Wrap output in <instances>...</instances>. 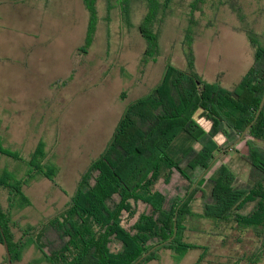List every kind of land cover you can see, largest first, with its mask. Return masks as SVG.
<instances>
[{
    "label": "trees",
    "instance_id": "obj_1",
    "mask_svg": "<svg viewBox=\"0 0 264 264\" xmlns=\"http://www.w3.org/2000/svg\"><path fill=\"white\" fill-rule=\"evenodd\" d=\"M170 1L146 0L148 12L138 26L147 42L144 61L148 49L157 43L152 27ZM262 1L257 6L259 18V11L264 13ZM199 2L194 1L192 10ZM219 2L244 18L242 0ZM85 3L90 36L95 7L93 0ZM239 30L247 35L253 60L231 89L202 80L194 67L193 37L186 28L187 67L166 65L158 83L124 110L107 147L82 172L67 205L41 223L23 228L9 213L11 206L29 204L22 186L37 175L53 176V167L43 163L42 144L34 149L26 160V178L8 186L9 207L0 205V242L6 240L12 262L34 244L50 264H132L160 244L138 264L159 260L161 250L179 258L193 249L200 250L195 262L200 264L210 246L190 240L188 232L221 236L233 226L251 229L256 238L252 249L238 257L244 259L242 264H256L264 258V105L243 138L230 146L254 118L264 94V38L259 41L248 26ZM200 119L208 123L207 129L199 124ZM239 145L242 159L258 173L254 181L242 186L222 161L223 155L239 150ZM0 152L22 159L15 152L1 148ZM174 171L186 181V191L169 202L156 185L168 183ZM196 198L203 199L201 211L191 208ZM201 219L209 220L210 227L192 226L191 221H196L199 227ZM174 222L175 235L163 243L173 235ZM9 226L16 227L19 238H14Z\"/></svg>",
    "mask_w": 264,
    "mask_h": 264
},
{
    "label": "rangeland",
    "instance_id": "obj_2",
    "mask_svg": "<svg viewBox=\"0 0 264 264\" xmlns=\"http://www.w3.org/2000/svg\"><path fill=\"white\" fill-rule=\"evenodd\" d=\"M39 1L43 2L40 10ZM194 1L171 0L166 5V13L159 14L160 20L152 27L158 35L157 46L153 43L148 49L145 61L147 42L138 26L148 12L146 0H93L90 36L85 0H14L13 15L7 16L4 10L0 59L16 82L0 91L8 90L14 99L30 101L21 119L35 111L28 120H18V133L7 131L4 146L27 159L35 143L42 140L45 161L53 167L51 180L61 192L63 204L69 202L82 172L107 147L127 106L158 83L166 65L187 67L186 28L193 37L194 67L203 81L231 89L250 68L253 50L239 28L251 27L263 42L264 13L260 10L261 18L257 15V6L263 1L242 0L243 19L219 0H201L192 10ZM24 51L30 53L28 60L33 65L17 76L15 68ZM198 122L208 128L203 119ZM237 148L223 155L222 161L242 186L254 181L258 173L240 156L242 147ZM156 188L172 202L184 195L186 181L174 171L168 183L160 181ZM27 192L33 200L39 199L36 185ZM202 201L194 199L191 208L201 211ZM191 222L194 228L210 227L206 219L197 220L199 227L196 221ZM188 237L210 246L200 264H242L244 259L238 257L249 252L256 241L251 229L238 226L228 228L221 236L188 232ZM199 253V249H193L177 258L170 250H161L159 260L142 264H195ZM38 256L32 247L24 252L23 259L28 264H46L32 262ZM256 264H264V258Z\"/></svg>",
    "mask_w": 264,
    "mask_h": 264
},
{
    "label": "crops",
    "instance_id": "obj_3",
    "mask_svg": "<svg viewBox=\"0 0 264 264\" xmlns=\"http://www.w3.org/2000/svg\"><path fill=\"white\" fill-rule=\"evenodd\" d=\"M32 2V0H29ZM43 2L39 1L38 6L39 10L40 8H43ZM45 6V3H44ZM15 2L14 0H0V34L2 33V16L5 14L4 10H6L7 16H12V11H15ZM2 40L0 38V44ZM23 59L21 63L19 64V67L15 68L16 75L25 74V72H22L23 69L26 67L32 66V60H28L29 58V52L26 55V52H22ZM26 57V60H25ZM7 59V58H6ZM31 69V68H30ZM10 76V77H9ZM30 80V76H29ZM10 81V82H9ZM16 82L15 76L12 74L11 71H9V68L5 66V62L0 59V88L9 89L11 85ZM5 83V85L3 84ZM7 84V85H6ZM0 148L3 150L5 149V134L7 131L12 130L13 133H18L20 130V126L18 124V120H28L30 115H34V110H31L30 113L27 114L25 119H21V115L26 112V109L24 106H27L30 101L29 100H16L12 97V95L7 91L1 92L0 91ZM42 126V125H40ZM39 130H42V127H39ZM44 144L42 140H38L34 147L32 148L29 155L34 151V149L39 145ZM44 150V157H43V163H48L46 160V153ZM7 151L9 152H15L10 149ZM18 154V153H17ZM28 155V157H29ZM27 159H16L11 156L5 155L0 152V205L1 207L7 208L9 207V187L11 185L16 184L17 181L23 180L26 178L27 173L29 171V166L26 163ZM36 185L39 199L33 200L30 195H28V189ZM53 186L56 190H54V193L52 192ZM57 185L52 182V180L48 177L37 175L31 180H29L27 183H25L22 186L23 193L27 196L29 199V204L27 205H18L11 206L9 209V213L11 216V219L13 221H17L19 223V226L26 228L30 226L37 225L44 221L47 217L57 213L60 209L64 208L67 203L64 201V204L61 201V192H57ZM23 209H29L28 212L23 213ZM40 216V217H37ZM36 221H32L36 219ZM41 218V219H39ZM9 230L11 233H13L14 238L17 239L20 237V232L17 231L16 227L9 226ZM38 251L39 256L32 259V262H40V263H48L44 258L42 253L35 247L34 244H30L26 246L21 254V257L19 260L13 262V264H28V260L23 259V254L26 250L32 248ZM6 258V252L5 247L3 245V242H0V264H7V261H5ZM7 260V259H6Z\"/></svg>",
    "mask_w": 264,
    "mask_h": 264
},
{
    "label": "water",
    "instance_id": "obj_4",
    "mask_svg": "<svg viewBox=\"0 0 264 264\" xmlns=\"http://www.w3.org/2000/svg\"><path fill=\"white\" fill-rule=\"evenodd\" d=\"M264 105V94L260 100V103H259V106H258V109L256 110L255 112V115H254V118L252 119V121L242 130L241 134L230 144V146H234L235 144H237L242 138L243 136L246 134V132L249 130V128L251 127L252 123L256 120V118L258 117L262 107ZM225 149H222V152L224 151ZM219 156V154L217 155ZM217 156L214 158V160L217 158ZM213 160V161H214ZM203 175V173H201L197 179V181L200 179V177ZM197 181L193 184L192 187H194L197 183ZM176 233V222H174V232H173V235L168 238L167 240H165L163 243H166L168 241H170L173 236L175 235ZM3 245L5 247V252H6V259H7V264H13L12 260H11V255H10V252H9V248H8V245H7V242L6 240L4 239L3 240ZM160 244H156L154 245L152 248H150L149 250H147L146 252H144L139 258H137L132 264H138L145 256L148 255L149 252H151L152 250H154L156 247H158Z\"/></svg>",
    "mask_w": 264,
    "mask_h": 264
}]
</instances>
